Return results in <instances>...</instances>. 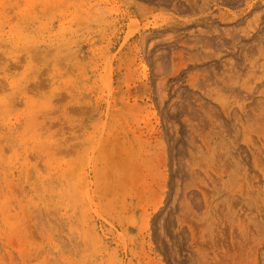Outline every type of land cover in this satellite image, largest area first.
<instances>
[{
  "label": "rangeland",
  "instance_id": "374dc122",
  "mask_svg": "<svg viewBox=\"0 0 264 264\" xmlns=\"http://www.w3.org/2000/svg\"><path fill=\"white\" fill-rule=\"evenodd\" d=\"M0 264H264V0H0Z\"/></svg>",
  "mask_w": 264,
  "mask_h": 264
}]
</instances>
